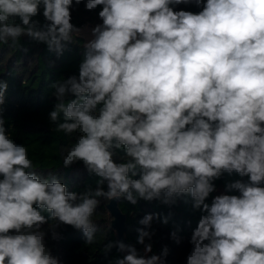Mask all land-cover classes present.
Returning <instances> with one entry per match:
<instances>
[{
  "label": "clouds",
  "instance_id": "obj_1",
  "mask_svg": "<svg viewBox=\"0 0 264 264\" xmlns=\"http://www.w3.org/2000/svg\"><path fill=\"white\" fill-rule=\"evenodd\" d=\"M82 3L102 6V23L83 43L78 75L51 84L48 119L78 133L63 167L82 162L96 187L68 191L37 174L6 127L0 79V264H62L47 244L62 225L93 244L101 198L172 207L183 196L204 213L185 264H264V0H0V44L27 37L62 55L82 33L72 22ZM225 172L248 180L207 203ZM170 215L138 221L139 248L107 243L121 254L108 264H167V244L153 252L152 224ZM179 231L169 234L178 245Z\"/></svg>",
  "mask_w": 264,
  "mask_h": 264
},
{
  "label": "trees",
  "instance_id": "obj_2",
  "mask_svg": "<svg viewBox=\"0 0 264 264\" xmlns=\"http://www.w3.org/2000/svg\"><path fill=\"white\" fill-rule=\"evenodd\" d=\"M101 7L98 6L95 11H86L82 3L73 11L72 22L81 28L85 25L94 26L102 23L98 19ZM179 8L193 12L200 10L194 5H180ZM38 19L43 23L42 15ZM83 43L85 39L82 36L75 38L72 44L66 45L63 54L59 56L54 51H49L45 44H38L27 37H21L15 46L11 41L0 44V79L8 84L3 116L11 138L28 148L34 170L39 176L43 178L55 175L67 186L68 191L77 192L83 191L88 186L95 188L98 177L89 175L82 162L69 168L63 167V157L67 149L73 146L78 133L69 136L54 131L55 125L50 124L48 114L55 104L52 95L54 89L51 84L55 81L62 82L71 75H78L84 52ZM121 157L123 152L119 151L116 159L119 161ZM238 180L247 182L248 177H241L235 172L223 173L214 181L216 190L210 194L206 202L211 204L212 198L221 194L238 195L236 191L225 190L227 184ZM109 202L101 198L93 216L97 226L93 244H85L83 233L67 225H62L58 229L61 239L54 241L50 236L47 238L52 254L59 257L62 264H108L109 260L121 255L115 249L110 253L105 252L104 246L107 243L119 240L117 232L112 228L113 217L107 208ZM118 204L126 216L127 243L134 244L138 248L141 246L136 244V229L143 227L138 221L147 213H159L161 217L171 214L167 225L153 221L152 227L155 230L152 240L153 252L159 253L161 247L167 244L170 249L167 264H185V258L191 249L188 240L201 215L204 214L200 210L193 209L190 197L178 198L172 207L161 205L157 201L143 200L132 205L123 198ZM177 228L182 237L179 245L172 241L169 235Z\"/></svg>",
  "mask_w": 264,
  "mask_h": 264
},
{
  "label": "water",
  "instance_id": "obj_3",
  "mask_svg": "<svg viewBox=\"0 0 264 264\" xmlns=\"http://www.w3.org/2000/svg\"><path fill=\"white\" fill-rule=\"evenodd\" d=\"M119 200H111L107 208L113 217L112 219V228L117 232L119 240H123L125 243H127L126 239V216L125 214L121 211L119 207Z\"/></svg>",
  "mask_w": 264,
  "mask_h": 264
},
{
  "label": "crops",
  "instance_id": "obj_4",
  "mask_svg": "<svg viewBox=\"0 0 264 264\" xmlns=\"http://www.w3.org/2000/svg\"><path fill=\"white\" fill-rule=\"evenodd\" d=\"M92 27L93 26H91V25H85L82 27V33L80 36H82L85 39V42H87V40L92 38L91 37V31H90Z\"/></svg>",
  "mask_w": 264,
  "mask_h": 264
}]
</instances>
